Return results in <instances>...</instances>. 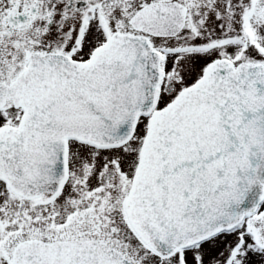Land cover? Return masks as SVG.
Returning a JSON list of instances; mask_svg holds the SVG:
<instances>
[{"label": "snow or ice", "instance_id": "obj_1", "mask_svg": "<svg viewBox=\"0 0 264 264\" xmlns=\"http://www.w3.org/2000/svg\"><path fill=\"white\" fill-rule=\"evenodd\" d=\"M0 264H264V0H0Z\"/></svg>", "mask_w": 264, "mask_h": 264}]
</instances>
